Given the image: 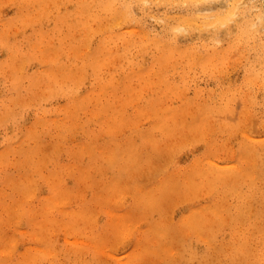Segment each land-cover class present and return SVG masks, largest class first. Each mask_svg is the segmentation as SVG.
Here are the masks:
<instances>
[{
  "label": "rangeland",
  "instance_id": "rangeland-1",
  "mask_svg": "<svg viewBox=\"0 0 264 264\" xmlns=\"http://www.w3.org/2000/svg\"><path fill=\"white\" fill-rule=\"evenodd\" d=\"M238 1L0 0V264H264V0Z\"/></svg>",
  "mask_w": 264,
  "mask_h": 264
},
{
  "label": "bare ground",
  "instance_id": "bare-ground-1",
  "mask_svg": "<svg viewBox=\"0 0 264 264\" xmlns=\"http://www.w3.org/2000/svg\"><path fill=\"white\" fill-rule=\"evenodd\" d=\"M227 1H228V0H227ZM239 1H240V0H239ZM239 1H238L237 4H239ZM237 4H236V5H237ZM243 4H245V3H243ZM239 5H241V4H239ZM239 5H238V6H239ZM236 7H237V6H236ZM235 9H236V8H235ZM252 9H253V8H252ZM259 16H261V15H259ZM260 19H261V17H260ZM260 19H259V20H260ZM258 22H259V21H258ZM254 24H255V23H254Z\"/></svg>",
  "mask_w": 264,
  "mask_h": 264
}]
</instances>
